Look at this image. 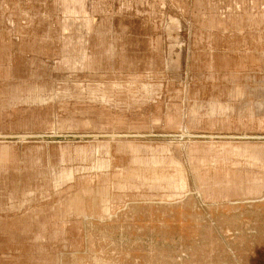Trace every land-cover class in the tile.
<instances>
[{"label": "rangeland", "instance_id": "obj_1", "mask_svg": "<svg viewBox=\"0 0 264 264\" xmlns=\"http://www.w3.org/2000/svg\"><path fill=\"white\" fill-rule=\"evenodd\" d=\"M0 264H264V0H0Z\"/></svg>", "mask_w": 264, "mask_h": 264}]
</instances>
